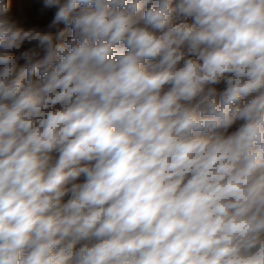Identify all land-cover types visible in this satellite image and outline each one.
I'll use <instances>...</instances> for the list:
<instances>
[{"label":"clouds","instance_id":"9594fccd","mask_svg":"<svg viewBox=\"0 0 264 264\" xmlns=\"http://www.w3.org/2000/svg\"><path fill=\"white\" fill-rule=\"evenodd\" d=\"M43 6L0 0V264H264V0Z\"/></svg>","mask_w":264,"mask_h":264},{"label":"trees","instance_id":"16d2710c","mask_svg":"<svg viewBox=\"0 0 264 264\" xmlns=\"http://www.w3.org/2000/svg\"><path fill=\"white\" fill-rule=\"evenodd\" d=\"M11 14L24 28L46 29L51 22L55 9H45L44 0H9Z\"/></svg>","mask_w":264,"mask_h":264},{"label":"rangeland","instance_id":"374dc122","mask_svg":"<svg viewBox=\"0 0 264 264\" xmlns=\"http://www.w3.org/2000/svg\"><path fill=\"white\" fill-rule=\"evenodd\" d=\"M234 128H235V126H234ZM234 130V129H233Z\"/></svg>","mask_w":264,"mask_h":264}]
</instances>
